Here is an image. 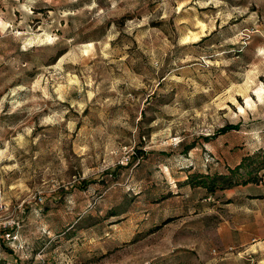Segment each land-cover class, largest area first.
I'll return each instance as SVG.
<instances>
[{"label":"rangeland","instance_id":"obj_1","mask_svg":"<svg viewBox=\"0 0 264 264\" xmlns=\"http://www.w3.org/2000/svg\"><path fill=\"white\" fill-rule=\"evenodd\" d=\"M262 147L264 0H0V264H264Z\"/></svg>","mask_w":264,"mask_h":264},{"label":"built area","instance_id":"obj_2","mask_svg":"<svg viewBox=\"0 0 264 264\" xmlns=\"http://www.w3.org/2000/svg\"><path fill=\"white\" fill-rule=\"evenodd\" d=\"M2 197H3V185L0 181V211L5 207L4 202L2 200ZM4 237L13 243L18 242V240H19L16 235L12 234V231H10V229H7L4 232Z\"/></svg>","mask_w":264,"mask_h":264},{"label":"trees","instance_id":"obj_3","mask_svg":"<svg viewBox=\"0 0 264 264\" xmlns=\"http://www.w3.org/2000/svg\"><path fill=\"white\" fill-rule=\"evenodd\" d=\"M256 155L258 156L259 158V164H260V167H264V147H262L260 150H258V152L256 153ZM246 157H243L241 159V162H239V164H241L243 161V159H245ZM238 165H236L235 167H237Z\"/></svg>","mask_w":264,"mask_h":264}]
</instances>
